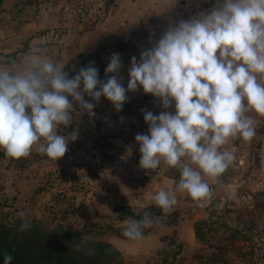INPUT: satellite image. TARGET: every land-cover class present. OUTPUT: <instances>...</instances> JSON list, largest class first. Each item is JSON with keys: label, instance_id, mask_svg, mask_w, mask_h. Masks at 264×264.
Wrapping results in <instances>:
<instances>
[{"label": "clouds", "instance_id": "1", "mask_svg": "<svg viewBox=\"0 0 264 264\" xmlns=\"http://www.w3.org/2000/svg\"><path fill=\"white\" fill-rule=\"evenodd\" d=\"M36 46L16 70L0 66V149L7 157H28L33 148L57 161L78 138V131L61 134L72 124V113L93 115L103 96L117 112L128 100L126 91L142 88L160 100L159 115L145 110L147 134H137L140 167L155 171L163 163L178 168L180 178L170 190H159L152 202L164 213L177 204L176 193H187L201 206L236 157L231 141L250 142L256 135L249 113L264 116V0H219L216 7L171 26L153 47L132 58L127 90L118 79L122 61L112 54L98 79L94 62L72 78L64 65ZM82 85V90H81ZM71 97V100L69 99ZM174 103L175 113L167 111ZM205 177L208 179L206 180ZM24 218V213H20ZM154 221L150 212L125 222L123 236L144 238ZM25 220L20 231H28ZM13 257L4 253L3 264Z\"/></svg>", "mask_w": 264, "mask_h": 264}, {"label": "rangeland", "instance_id": "2", "mask_svg": "<svg viewBox=\"0 0 264 264\" xmlns=\"http://www.w3.org/2000/svg\"><path fill=\"white\" fill-rule=\"evenodd\" d=\"M112 2L3 0L0 66L16 70L23 57L40 45L51 60L57 55L51 46L76 41L83 46L79 33L90 30V19L92 25L98 24L100 12H106ZM89 56L94 58L100 81L113 75L106 74L98 55ZM80 69L68 65L63 71L72 78ZM85 97L95 104L94 114L79 113V106L73 103L76 112L72 113V124L60 132L68 135L75 130L79 135L59 160L41 155L36 147L20 159L7 157L0 149V225L26 220L65 227L80 232L87 241H109L121 253L123 264H264V116L249 113L255 120L256 135L247 143L241 139L230 142L228 147L233 148L236 159L217 183L209 181L212 195L207 202L201 206L188 195H178L175 207L165 213L175 212V223L153 226L142 240L129 241L118 238L111 227L123 229L125 222L133 219L121 209L138 212L150 207H145L150 200L143 195H126L123 182L118 183L115 173L111 174V161L114 163L123 149L116 145L117 132L107 127L110 119L91 97ZM160 108L162 104L157 110ZM104 157H109L108 173ZM178 173V168L168 172L172 177ZM20 213H24L23 219ZM199 221L205 223L203 241L195 235ZM168 249L169 258L160 255Z\"/></svg>", "mask_w": 264, "mask_h": 264}, {"label": "crops", "instance_id": "3", "mask_svg": "<svg viewBox=\"0 0 264 264\" xmlns=\"http://www.w3.org/2000/svg\"><path fill=\"white\" fill-rule=\"evenodd\" d=\"M209 1L114 0L106 6V12H100L98 24L92 25L91 19L88 21L91 31L79 33L80 39L84 40L83 46L79 41L68 46H51L55 47L54 51L57 54L53 60L64 65V68L68 65H75V68L80 69L82 59L79 60L78 56L93 54L95 57L98 55L100 63L107 68L112 54H123L124 60H122L118 79H121L122 85L127 90L129 75L123 68V64L134 56H141L143 51L150 49L158 42L169 27L175 26L183 20V16L187 12L193 10L200 3ZM126 95L128 100L119 112L103 96L96 103L101 108V113L110 119L108 129L110 131L114 129V132H117L115 135L117 137L116 145L123 149L114 163L111 161L114 165L110 166L113 168L110 172L111 174L115 173L118 183L123 182L122 188L126 195H143L150 200L145 207L155 206L152 196L161 189L170 190L174 187V180L168 174L171 168L161 163L155 171L142 169L139 164L141 158L139 144L136 142L135 136L148 133L149 126L144 120V112L147 110L153 114L156 113L161 102L158 98L145 94L142 88H138L135 92L126 91ZM241 143H244L241 144L243 146L247 142ZM230 149L233 150L231 147ZM236 150L240 151L241 148H236ZM242 152L246 154L245 146ZM104 159L103 165L107 167L104 171L108 173L109 157H104ZM205 179L208 178L205 177ZM142 181L145 183H139ZM178 195L186 197L188 194L176 193L177 198Z\"/></svg>", "mask_w": 264, "mask_h": 264}, {"label": "trees", "instance_id": "4", "mask_svg": "<svg viewBox=\"0 0 264 264\" xmlns=\"http://www.w3.org/2000/svg\"><path fill=\"white\" fill-rule=\"evenodd\" d=\"M2 2L3 0H0V5ZM79 58L84 62L83 68L94 59L87 54L80 55ZM170 177L178 182L180 173ZM121 210H125V215H130L136 220L141 219L145 212H150L154 221L159 218V222L153 224L157 227L171 225L177 221L175 212L165 214L155 206L138 212L125 208ZM22 223L24 222L9 226L0 225V264H3L5 252L13 257L12 264H123L121 253L109 241H87L80 232L65 227L53 228L43 222L30 223L31 228L22 232L19 230ZM153 226L144 230V237L152 232ZM204 226L203 221L197 222L195 226V235L200 241L205 239L202 233ZM110 231L117 232L118 238L128 240L122 234L123 229L111 227ZM181 247V244L178 245L179 250L175 255L181 254ZM170 253L168 249L161 251L160 255H167L169 258Z\"/></svg>", "mask_w": 264, "mask_h": 264}, {"label": "built area", "instance_id": "5", "mask_svg": "<svg viewBox=\"0 0 264 264\" xmlns=\"http://www.w3.org/2000/svg\"><path fill=\"white\" fill-rule=\"evenodd\" d=\"M219 3V0H210L209 2H203L200 3L197 7H195L193 10L187 12L184 16H183V20H190L193 18H196L197 16L201 15V14H205L207 12H209L211 9H213L214 7H216ZM136 58L137 61H139L140 57L139 56H134ZM133 58V57H132ZM132 58L123 64V68L129 73V69L131 67V61ZM163 108H160L159 110H157V115H159V113L161 111H163ZM168 112L170 113H174L175 111V107H174V103L173 105L167 109ZM264 154V151H262V155Z\"/></svg>", "mask_w": 264, "mask_h": 264}, {"label": "water", "instance_id": "6", "mask_svg": "<svg viewBox=\"0 0 264 264\" xmlns=\"http://www.w3.org/2000/svg\"><path fill=\"white\" fill-rule=\"evenodd\" d=\"M119 56L121 58V61L124 60V55L123 54H120Z\"/></svg>", "mask_w": 264, "mask_h": 264}]
</instances>
